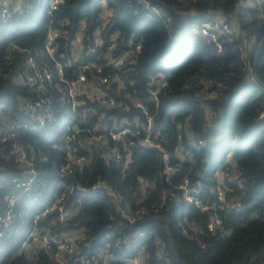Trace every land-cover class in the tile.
Returning <instances> with one entry per match:
<instances>
[{
    "label": "trees",
    "instance_id": "obj_1",
    "mask_svg": "<svg viewBox=\"0 0 264 264\" xmlns=\"http://www.w3.org/2000/svg\"><path fill=\"white\" fill-rule=\"evenodd\" d=\"M12 3L19 10L10 5V18L0 22V213L15 201L0 264H66L26 240L34 226L74 234L76 250L64 259L84 256L87 264L139 257L143 264H264V0H65L52 15L45 0ZM51 20L60 31L62 78L43 47ZM215 21L230 31L212 38L205 23ZM80 29L85 55L72 62ZM96 30L116 32L114 46L95 44ZM129 38L140 50L112 67ZM30 55L52 73L43 91L53 113L43 123L25 107L41 96L25 82ZM82 63L101 67L85 70L87 82L105 91L99 78L108 74L110 88L142 104L149 130L114 114L102 119L93 108L72 109L65 80ZM74 124L84 130L72 137ZM120 124L129 131L114 141L108 130ZM146 138L164 148L166 161ZM70 144L84 161L67 163ZM112 146L122 158L128 152L126 162L110 154ZM98 180L120 200L92 187ZM184 180L201 206L185 199ZM55 202L71 214L59 219L49 209ZM211 216L219 222L209 230Z\"/></svg>",
    "mask_w": 264,
    "mask_h": 264
},
{
    "label": "built area",
    "instance_id": "obj_2",
    "mask_svg": "<svg viewBox=\"0 0 264 264\" xmlns=\"http://www.w3.org/2000/svg\"><path fill=\"white\" fill-rule=\"evenodd\" d=\"M19 3L24 4L26 0H18ZM65 3V0H45V4L47 5L46 13L49 15H52V13L56 10H58L63 4ZM10 5H12V9L17 8L19 10L18 6L13 5L12 0H0V22L5 23L10 18L11 8ZM53 20L50 21V23L47 26L46 34L44 37V50L47 53V55L53 59H57V37L60 35V31L57 25L52 24ZM206 28H211L213 30L212 38L216 33H228L230 31L229 26L225 22H219L215 21L213 24L205 23ZM203 33L206 32V29H203ZM82 33V29H80L76 35V37L71 40V47L69 49V59L72 62H77L80 58L83 57L82 55V46L80 43V36ZM117 36V33L110 34L108 36H103L100 34L99 30L94 31L93 33V39L95 44H101L106 39L110 42L108 44V49L113 47L115 44V38ZM106 37V38H105ZM141 48V43L138 41H134L132 38L128 39V42L126 44V47L122 50V52L115 57L114 59L109 60V64L112 67L119 68L122 67L124 62L127 58L130 56H133L136 54ZM92 51L95 50V46L90 48ZM92 63H82L79 65V71L78 75L75 79L65 80L66 82V88H67V94L70 100V106L72 109L75 107L83 108V104L86 102V99L93 100L97 102L99 105L104 106H114L118 105L116 103L117 99L114 95H112L107 88L108 81H109V75L108 74H101L99 78V84L104 85L106 87L105 91L100 86H95L91 82H87L86 79V72L85 70L92 67ZM94 70L96 73H101V67L94 66ZM57 71L60 75V78H62V63L58 60L57 61ZM25 76V82L26 84L31 87L33 90L39 92L41 96H39L37 99L32 100L30 98H27L25 100V107L35 112L34 119L37 122L43 123L46 119L52 118L53 111L50 109V98L46 93L43 91V88L45 85L51 80L52 73L45 68H41L38 63L36 62L35 58L33 56H29L27 59V67L24 73ZM112 78V77H111ZM115 79H117L115 77ZM118 82V81H117ZM161 83H157L154 88L151 90V96L152 98H156L157 90L161 86ZM137 104H140L138 102H134ZM89 108V107H87ZM84 108V109H87ZM147 130L150 128V122L146 126ZM82 128L78 127L76 124L74 126H71V136L74 137L77 133L81 132ZM129 128L125 124H120L119 127L115 130L109 129L108 135L112 140H118L121 138V136L128 132ZM5 136H2L1 139H4ZM145 142L148 144L160 148V150L163 152V159L166 161L167 159V153L164 150L162 146L158 142H151L148 138L145 139ZM131 145V140L127 141L125 143V146L123 147L124 150L127 151L128 146ZM76 147L72 144L67 145V151H66V161L67 163L70 162H82L85 160V157L83 155H76L75 154ZM110 154L112 156L117 157L118 159H121L122 162H126L128 159V152L124 155V158H122V154L118 147H113L110 149ZM166 168L169 169V166L166 165ZM92 187H100L103 189H106L108 193H110L116 200H120V197L115 193L112 192L108 188V184L105 181H96ZM178 187L183 190V194L185 199H187L190 202H193L197 206H201V201L193 197L187 188L186 180L183 182H180L178 184ZM163 198V196H162ZM15 201V197L9 198L8 207L3 213H0V238L3 236L4 230L10 226V223L12 221V212H11V206ZM203 209L210 208V204H206L202 206ZM50 210H58V217L59 219L63 220L67 216L71 214V210L65 208L62 204H59L57 202L53 203L50 208ZM219 222V219L216 216H211L208 223L207 228L209 230H212L214 226ZM26 240H31L34 242L37 246L42 247L48 251H52L54 253L55 258L60 260L63 263L66 264H87V260L84 256H79L72 258L69 260V258L64 259L65 255H70L76 250V236L72 233H64L60 235H51L49 231H41L37 227H33L30 231L29 235L27 236ZM97 264V262L93 263ZM126 264H143V260L141 257L137 258L136 260L127 261Z\"/></svg>",
    "mask_w": 264,
    "mask_h": 264
},
{
    "label": "water",
    "instance_id": "obj_3",
    "mask_svg": "<svg viewBox=\"0 0 264 264\" xmlns=\"http://www.w3.org/2000/svg\"><path fill=\"white\" fill-rule=\"evenodd\" d=\"M107 90L115 96L117 100L122 102L124 106L114 105V106H104L99 105L97 102L86 99V102L83 104V108H93L97 112L102 114V119H106L109 115L114 114L116 118V122L120 121V119L124 118L128 121H133L134 118H137V121L144 126H147L149 123L148 116L146 115V111L144 110L142 104L134 103L132 100L124 97L122 94L116 92L112 88H107ZM58 210H54L53 214H57Z\"/></svg>",
    "mask_w": 264,
    "mask_h": 264
},
{
    "label": "rangeland",
    "instance_id": "obj_4",
    "mask_svg": "<svg viewBox=\"0 0 264 264\" xmlns=\"http://www.w3.org/2000/svg\"><path fill=\"white\" fill-rule=\"evenodd\" d=\"M102 4H103V14H107L108 13V10H107V8L105 7V2L103 1L102 2ZM43 15V10L42 9H40L39 11H38V13H37V17H41ZM89 111H92L90 108H89ZM125 121H127L128 123H131L132 121H128V120H125ZM28 172L30 173L31 171L28 169Z\"/></svg>",
    "mask_w": 264,
    "mask_h": 264
},
{
    "label": "crops",
    "instance_id": "obj_5",
    "mask_svg": "<svg viewBox=\"0 0 264 264\" xmlns=\"http://www.w3.org/2000/svg\"><path fill=\"white\" fill-rule=\"evenodd\" d=\"M134 120H136V122H138V121H137V118H134ZM138 123H139V122H138Z\"/></svg>",
    "mask_w": 264,
    "mask_h": 264
}]
</instances>
